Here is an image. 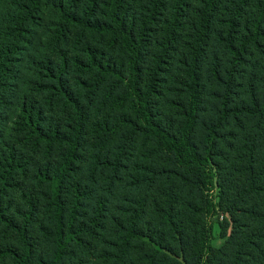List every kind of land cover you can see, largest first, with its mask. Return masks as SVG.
I'll list each match as a JSON object with an SVG mask.
<instances>
[{
  "label": "trees",
  "instance_id": "16d2710c",
  "mask_svg": "<svg viewBox=\"0 0 264 264\" xmlns=\"http://www.w3.org/2000/svg\"><path fill=\"white\" fill-rule=\"evenodd\" d=\"M0 264H264V0H0Z\"/></svg>",
  "mask_w": 264,
  "mask_h": 264
},
{
  "label": "rangeland",
  "instance_id": "374dc122",
  "mask_svg": "<svg viewBox=\"0 0 264 264\" xmlns=\"http://www.w3.org/2000/svg\"><path fill=\"white\" fill-rule=\"evenodd\" d=\"M218 193H219V188L214 190L212 193H209L210 195H212L215 199V203H219L220 202V198H218ZM123 194V193H122ZM197 194H195L192 198L197 199ZM209 224L213 225L214 230H213V235H214V241H213V246L220 248L223 243H225L226 239H222L221 237V224H226V222H230L231 217L228 214H221L219 217L218 216H208L206 219Z\"/></svg>",
  "mask_w": 264,
  "mask_h": 264
}]
</instances>
